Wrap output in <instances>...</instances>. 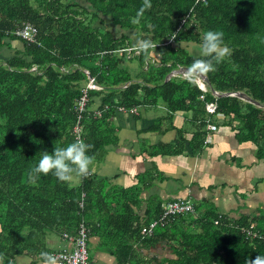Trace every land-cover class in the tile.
Here are the masks:
<instances>
[{"label":"trees","instance_id":"1","mask_svg":"<svg viewBox=\"0 0 264 264\" xmlns=\"http://www.w3.org/2000/svg\"><path fill=\"white\" fill-rule=\"evenodd\" d=\"M150 4L133 23L144 0H0L4 264H18L20 256L54 254L49 238L76 235L82 221L108 232L119 264L135 259L136 238L149 245L166 242L175 255L169 264H245L248 257L264 255V239L248 234L264 236V215L231 218L216 210L198 213L195 208L142 237L143 227L162 214L161 202L148 204L146 219L136 212L142 209L140 196L153 176H141V185L124 188L97 173L108 147L119 144L120 114L139 121L138 111L159 104L166 112L142 132L169 131L178 137L176 143L151 146L153 156L202 153L208 126L215 123L219 129H232L241 142L252 143L256 158L264 162V0H150ZM97 22L102 27L95 26ZM26 23L37 30L34 42L15 34ZM208 30L222 31L232 54L207 75L208 91L201 101L198 84L173 73L199 58L180 48V41L199 44L200 33ZM135 39L152 40L158 45L157 55L137 53ZM90 76L101 89L89 92L79 121L78 102ZM234 92L259 105L231 96ZM215 100L217 112L210 114L205 104ZM177 115L184 117L181 128L174 124ZM77 137L93 146L88 152L95 158L91 175L72 184L53 174L29 179L44 151L51 153Z\"/></svg>","mask_w":264,"mask_h":264},{"label":"crops","instance_id":"2","mask_svg":"<svg viewBox=\"0 0 264 264\" xmlns=\"http://www.w3.org/2000/svg\"><path fill=\"white\" fill-rule=\"evenodd\" d=\"M3 52L9 55L8 49ZM138 112L141 115L139 121L132 116L131 119H117L121 125L120 144L108 147L107 156L112 153L113 158L108 161L106 156L97 173L100 177H108L113 185L124 188L141 185V176L152 175L155 180L140 196L142 209L136 211L141 217L148 218L147 207L151 202L162 204L177 197L190 199L198 213L216 210L231 218L264 215V162L256 158L252 143L241 142L236 132L223 127L210 131L205 150L196 156L188 150L176 157L153 156L151 146L176 143L178 136L169 131L142 132L157 118L146 117L149 110ZM174 124L183 127L184 117L175 116ZM161 177H164L163 181ZM99 228V225L94 229L90 227V264H119L113 252L115 241L111 242L108 232ZM48 242L54 252L72 247L56 236L50 237ZM133 248L137 253L130 264H169V260L175 259L171 246L163 241L149 245L136 238ZM17 263L42 264V258L20 256Z\"/></svg>","mask_w":264,"mask_h":264},{"label":"clouds","instance_id":"3","mask_svg":"<svg viewBox=\"0 0 264 264\" xmlns=\"http://www.w3.org/2000/svg\"><path fill=\"white\" fill-rule=\"evenodd\" d=\"M151 7L150 0H144V5L137 13L133 23H138V17L143 15L145 9ZM172 37L171 40H175ZM157 44L150 39H138L135 44L137 53L146 55L156 54ZM180 48L191 51L198 49V57L192 64L181 70V74L192 83H200L209 73L215 72L216 65L222 63L232 54V49L224 41V33L219 30H208L200 33L199 44L185 43L180 41ZM152 50V51H150ZM164 53H160V56ZM208 88V87H207ZM93 146L86 144L81 138L65 147H54L51 153L44 151L38 164L31 169L29 179L35 180L41 174H53L59 181L75 183L81 178L91 175L95 171V158L88 155ZM42 264H59L60 258L49 252H41ZM0 264H4V255L0 254ZM245 264H264V255L248 257Z\"/></svg>","mask_w":264,"mask_h":264},{"label":"built area","instance_id":"4","mask_svg":"<svg viewBox=\"0 0 264 264\" xmlns=\"http://www.w3.org/2000/svg\"><path fill=\"white\" fill-rule=\"evenodd\" d=\"M15 34L19 37H22L24 40L29 42H34L37 37V30L30 24H24L22 28L15 31ZM198 87L203 91V94L200 95V100H205V95L208 91L207 85L204 84L203 80L200 83H197ZM101 88L97 85L95 78H89L86 89L84 90L83 96L78 102V118L79 121L82 117V113L85 111L87 103L89 101V92L90 91H99ZM218 94H215V97L218 98ZM206 110L210 114H215L217 112L218 104L217 100L208 102L205 104ZM121 112H124V108L119 109ZM131 112H136V109H132ZM222 117V116H220ZM210 131H216L218 129L215 123H211L208 126ZM80 125L79 123L75 125V131L79 132ZM83 207V203H81ZM162 214L158 219L152 220L147 226L143 227L141 230L142 237H150L159 227H166L175 217L192 213L195 209L194 203L187 198L177 197L173 200L166 201L161 204ZM218 223V222H216ZM253 237L264 239V236L260 233H252ZM89 238H90V228L86 222L82 221L79 224L76 235H65L64 240L72 245L71 248L60 249L54 253V255L60 258L59 264H90V255H89Z\"/></svg>","mask_w":264,"mask_h":264},{"label":"rangeland","instance_id":"5","mask_svg":"<svg viewBox=\"0 0 264 264\" xmlns=\"http://www.w3.org/2000/svg\"><path fill=\"white\" fill-rule=\"evenodd\" d=\"M95 26H99V27H102L98 22L95 24ZM113 31H114V33H116L117 34V29H113ZM135 41H137L136 39H135ZM192 51L193 52H196V53H198V49H196V48H193L192 49ZM163 105H161V104H159L156 108L155 107H152V108H150L149 109V114L146 116V117H148V118H151L152 119V117H154V118H158V117H160V115L161 114H163L164 115V113L166 112L164 109H163ZM159 111H160V113H159ZM120 116L121 117H124V120L126 119V118H129L130 117V119H131V115L130 114H128V113H126V112H124V113H121L120 114ZM221 120V119H220ZM126 124V123H125ZM132 123L130 122L129 123V125H131ZM122 139H123V137H121ZM119 144H120V140H119ZM122 144V143H121ZM126 144H131L130 142H127ZM111 147V146H110ZM112 153H110L107 157V160L109 161V160H111L113 157H112Z\"/></svg>","mask_w":264,"mask_h":264},{"label":"water","instance_id":"6","mask_svg":"<svg viewBox=\"0 0 264 264\" xmlns=\"http://www.w3.org/2000/svg\"><path fill=\"white\" fill-rule=\"evenodd\" d=\"M181 70L182 69H179L178 71H175L173 74H178V73L180 74ZM168 78H170V77H168ZM203 82H204L205 85H207L209 83L208 77H205L203 79ZM230 95L238 97V98L246 100V101H249L250 103H252L254 105H259L256 101H254L253 99H250L246 94H244L242 92H234V93H231Z\"/></svg>","mask_w":264,"mask_h":264}]
</instances>
